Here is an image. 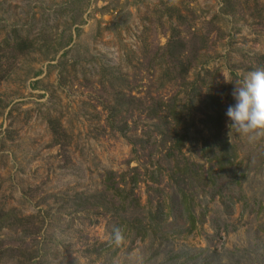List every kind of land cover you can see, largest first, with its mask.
<instances>
[{
  "label": "rangeland",
  "instance_id": "374dc122",
  "mask_svg": "<svg viewBox=\"0 0 264 264\" xmlns=\"http://www.w3.org/2000/svg\"><path fill=\"white\" fill-rule=\"evenodd\" d=\"M261 57L264 0H0V264H264ZM209 94L237 158L224 197L191 189L188 232L173 135L150 112L182 111L175 159L206 173ZM108 173L139 200L129 222L162 210L155 233L114 234L88 198Z\"/></svg>",
  "mask_w": 264,
  "mask_h": 264
},
{
  "label": "trees",
  "instance_id": "16d2710c",
  "mask_svg": "<svg viewBox=\"0 0 264 264\" xmlns=\"http://www.w3.org/2000/svg\"><path fill=\"white\" fill-rule=\"evenodd\" d=\"M257 67L258 73H264V57L258 59ZM261 89L264 90V78ZM206 100L210 108V112L206 114L207 123L209 125V135L206 139L201 141L200 148L201 156L205 157L211 164V167L206 173L201 171V167H198L197 170L193 171L192 164L185 160L180 163L181 160L179 161L178 159H175L176 154L182 156V150L184 149L186 142H188L187 131H178L182 111L180 109L177 110L176 105L173 103L166 104L160 101L156 108L152 109L150 112V117L157 118L159 121H164V124L168 126L169 131L173 135V138L170 139L171 146L169 148V155L173 158L169 179L174 182L177 187V201L181 205L183 214L189 224L190 229L188 232H192L196 229V216L194 214L195 192L191 191V189L194 187L198 188L195 185V183H197L202 189H205L206 187L213 189L215 196L218 198L224 197L222 193V185H218V182H220L221 179L226 178L230 169L235 166L237 158L235 146L231 145L222 136L223 119L226 108L222 106L221 98L218 95L209 94ZM261 101L263 105L262 109H255L257 118L264 113V94ZM181 158H183V156ZM159 172L160 168L158 173ZM151 174L154 177L155 172ZM231 175L232 182L240 184V182H238L240 176L233 172ZM120 179L124 184L125 175L122 174ZM149 180L152 183L157 182L156 178L151 177ZM120 181H116L115 174H106L103 182L104 192L102 195L88 197L95 202L93 206L98 207L101 205L102 207H105L104 211L113 217H116L118 220L114 232L116 235H121L125 232H134L136 236L145 237L148 235V231L155 233L158 222L161 217H163L162 210L160 209L156 212L149 210L146 218L147 225L143 224L142 220L139 218H135L134 221L129 222L124 214L128 210H139L140 204L138 198L134 194V190H126L124 186H120ZM184 186H186V188H183ZM108 197L111 199L109 202L105 199Z\"/></svg>",
  "mask_w": 264,
  "mask_h": 264
}]
</instances>
